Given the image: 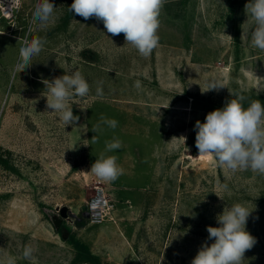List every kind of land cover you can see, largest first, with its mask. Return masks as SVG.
Masks as SVG:
<instances>
[{"label":"rangeland","instance_id":"rangeland-1","mask_svg":"<svg viewBox=\"0 0 264 264\" xmlns=\"http://www.w3.org/2000/svg\"><path fill=\"white\" fill-rule=\"evenodd\" d=\"M50 2L56 20L41 31L31 23L36 0H0V257L31 264L22 258L31 245L36 264H190L213 242L206 229L218 226L217 214L241 203L254 209L246 230L257 241L244 264H264V175L232 173L195 146L196 121L222 108L230 92L264 98V52L250 46L248 0H168L159 47L148 58L123 33L112 36L102 22L70 12L73 0ZM25 37L47 43L16 73ZM74 71L91 92L70 101L79 120L64 127L46 107L42 80ZM212 79L227 88L202 93ZM102 115L118 126H104L92 143ZM113 138L123 146L107 154L124 173L106 183L88 171ZM97 185L113 204L106 220L77 226L68 219L69 233L58 231L52 213L67 206L82 216Z\"/></svg>","mask_w":264,"mask_h":264},{"label":"clouds","instance_id":"clouds-1","mask_svg":"<svg viewBox=\"0 0 264 264\" xmlns=\"http://www.w3.org/2000/svg\"><path fill=\"white\" fill-rule=\"evenodd\" d=\"M15 2L19 3V0ZM167 3L168 0H73L68 9L85 20L95 18L102 22L106 32L112 36L123 33L126 44L132 45L142 57L148 58L159 47V17ZM56 8L50 0H36L31 23L41 31L48 29L55 23ZM244 11L247 21L250 20L253 25L250 46L264 52V0H248ZM46 43L45 37L30 40L25 37L20 40L19 59L14 72L20 73L30 68L33 58L42 52ZM42 83L48 93L45 97L46 107L51 110L49 112L58 114L64 127L76 126L79 117L73 114L70 101L76 97L86 98L91 92L83 74L80 71L64 73L52 80L44 79ZM134 87H141L139 80ZM225 87L219 80L212 79L206 82L201 92L218 91ZM103 94L102 82H98L95 95L102 98ZM230 95L232 98L222 108L207 113L204 122L196 121L195 146L198 156L213 158L218 166L232 173L251 171L264 175V105L260 100H248L238 92H230ZM104 126L114 130L118 121L102 115L91 128L94 133L92 143L98 142V134L103 133ZM180 138L185 142L184 137ZM122 146L123 142L117 138L105 141V150L96 156L88 172L103 182H115L124 170L118 164V157L107 153L119 150ZM223 188L228 190L226 184ZM253 211L241 203L224 207L222 213L216 216L218 226H208L206 229L207 240L213 242L209 245L205 241L190 264H244L245 253L257 242L246 230ZM36 251L33 246L25 245L22 258L36 264ZM0 264H17V260L15 256L7 255L0 257Z\"/></svg>","mask_w":264,"mask_h":264},{"label":"built area","instance_id":"built-area-1","mask_svg":"<svg viewBox=\"0 0 264 264\" xmlns=\"http://www.w3.org/2000/svg\"><path fill=\"white\" fill-rule=\"evenodd\" d=\"M95 190V194L87 204V221L91 224H101L109 216L113 204L103 186L97 185Z\"/></svg>","mask_w":264,"mask_h":264},{"label":"water","instance_id":"water-1","mask_svg":"<svg viewBox=\"0 0 264 264\" xmlns=\"http://www.w3.org/2000/svg\"><path fill=\"white\" fill-rule=\"evenodd\" d=\"M52 221L56 227L57 230L60 229L62 223L65 220L70 219L73 221L77 226H82L81 224H87L88 214L85 212L82 216L76 214L73 212L69 207L63 206L60 208H57L56 212L52 213Z\"/></svg>","mask_w":264,"mask_h":264},{"label":"trees","instance_id":"trees-1","mask_svg":"<svg viewBox=\"0 0 264 264\" xmlns=\"http://www.w3.org/2000/svg\"><path fill=\"white\" fill-rule=\"evenodd\" d=\"M252 99H258V100H260L261 101V103H262V105H264V98H262V97H260V96H256V95H254V94H251L249 97H248V100H252ZM247 100L245 101V107L247 106ZM62 228V227H61ZM62 229H64V228H62ZM61 229H59L58 231H60ZM65 231H67L68 233H69V231L67 230V229H65ZM61 232H63L62 230H61ZM64 233V232H63ZM62 233V234H63ZM74 243V245L76 246V248L78 249V251H79V253L80 252H84V253H88L87 255H90V253H89V251H88V248L84 245V244H81L80 242H76V241H74L73 242ZM86 259H93V257H89V256H87V258ZM90 261H92V260H90Z\"/></svg>","mask_w":264,"mask_h":264},{"label":"flooded vegetation","instance_id":"flooded-vegetation-1","mask_svg":"<svg viewBox=\"0 0 264 264\" xmlns=\"http://www.w3.org/2000/svg\"><path fill=\"white\" fill-rule=\"evenodd\" d=\"M61 227H63V223H62ZM61 230H62L63 232H65V229H62V228H61Z\"/></svg>","mask_w":264,"mask_h":264}]
</instances>
